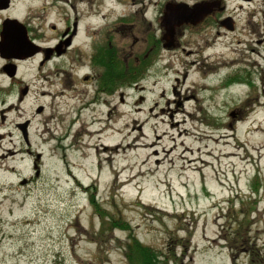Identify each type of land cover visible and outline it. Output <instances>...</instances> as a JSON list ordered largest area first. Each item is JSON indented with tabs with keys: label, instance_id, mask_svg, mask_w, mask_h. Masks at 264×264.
<instances>
[{
	"label": "rangeland",
	"instance_id": "1",
	"mask_svg": "<svg viewBox=\"0 0 264 264\" xmlns=\"http://www.w3.org/2000/svg\"><path fill=\"white\" fill-rule=\"evenodd\" d=\"M228 3L234 31H208L213 44L189 45V56L168 52L148 77L99 92L90 108L78 100L98 92L82 79L88 68L65 89L64 74L50 84L48 69L40 78L36 62L23 64L21 107L5 123L0 113V264H130L134 234L159 264H233L221 228L249 195L264 256V11L259 1ZM16 119L30 120L29 145Z\"/></svg>",
	"mask_w": 264,
	"mask_h": 264
},
{
	"label": "flooded vegetation",
	"instance_id": "2",
	"mask_svg": "<svg viewBox=\"0 0 264 264\" xmlns=\"http://www.w3.org/2000/svg\"><path fill=\"white\" fill-rule=\"evenodd\" d=\"M257 1L263 13L264 0H238V8L245 9ZM184 9L189 11L188 20L174 24L170 31L169 21L180 18ZM236 22L228 0H0L3 123L7 122L9 111L20 109L23 102L24 63L36 62L40 78L44 69H48L43 78L50 84H53L51 76L64 74L65 89L72 88L83 67L88 68L82 79L87 86L96 83L98 92L94 90L88 98L87 90L86 98L78 100L82 109L90 108L100 101L99 92L115 94L121 78L148 77L168 52L173 55L181 50L189 56L195 52L187 46L203 43L201 46L206 48L213 44L206 38L208 31L217 29L218 35L232 32ZM194 35H204L202 42L194 43ZM126 40H131V47L139 45L138 54L134 51L123 55L115 46L117 41ZM121 61L125 63L123 77ZM39 108L43 110L44 106H38L37 112ZM24 122L12 121L13 129L23 139L20 124ZM29 149L27 152H31Z\"/></svg>",
	"mask_w": 264,
	"mask_h": 264
},
{
	"label": "trees",
	"instance_id": "3",
	"mask_svg": "<svg viewBox=\"0 0 264 264\" xmlns=\"http://www.w3.org/2000/svg\"><path fill=\"white\" fill-rule=\"evenodd\" d=\"M134 80L136 78H121L120 81L123 84ZM231 81L233 83L245 82V78L232 76ZM252 186V192L259 193L263 183L258 178H254ZM257 211L258 199L252 197V195L243 199L238 207H234L233 203L228 207V213L224 216L226 221L221 228V240L225 241L224 245L229 248L233 264H237V259L241 253L247 254L251 264H264V256H261L260 251L261 248L257 247V241L250 234V230L254 224L253 214ZM126 225V223L120 224L122 227H126ZM126 256L130 264H159L158 255L155 250L142 244L135 234L127 242Z\"/></svg>",
	"mask_w": 264,
	"mask_h": 264
},
{
	"label": "water",
	"instance_id": "4",
	"mask_svg": "<svg viewBox=\"0 0 264 264\" xmlns=\"http://www.w3.org/2000/svg\"><path fill=\"white\" fill-rule=\"evenodd\" d=\"M188 7V6H186ZM189 8V7H188ZM188 14H189V11L188 9H184V11L182 12L181 14V17L180 18H175L173 20H170V31L171 29L173 28V25L174 24H180L182 23V21H186L188 20ZM170 15H173V13L170 12ZM41 108L38 109V112H41ZM28 125H29V121L27 120L26 122H24L23 124H20V127L22 128V131H23V136H24V139L26 141V143L29 145L30 144V140H29V132H28Z\"/></svg>",
	"mask_w": 264,
	"mask_h": 264
}]
</instances>
